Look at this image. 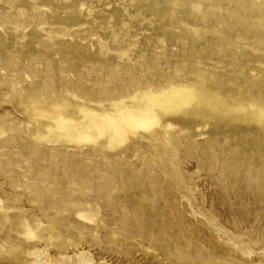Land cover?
Wrapping results in <instances>:
<instances>
[{
  "label": "rangeland",
  "instance_id": "rangeland-1",
  "mask_svg": "<svg viewBox=\"0 0 264 264\" xmlns=\"http://www.w3.org/2000/svg\"><path fill=\"white\" fill-rule=\"evenodd\" d=\"M0 264H264V0H0Z\"/></svg>",
  "mask_w": 264,
  "mask_h": 264
}]
</instances>
